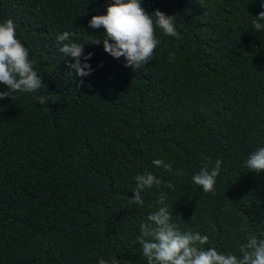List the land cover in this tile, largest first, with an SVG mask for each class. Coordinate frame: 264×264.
Listing matches in <instances>:
<instances>
[{
	"label": "trees",
	"instance_id": "16d2710c",
	"mask_svg": "<svg viewBox=\"0 0 264 264\" xmlns=\"http://www.w3.org/2000/svg\"><path fill=\"white\" fill-rule=\"evenodd\" d=\"M111 2L0 0V23L14 22L47 86L0 100V264H147L137 237L161 193L205 248L239 256L248 233L264 238V171L245 167L264 147V29L253 26L264 0H141L176 15L181 39L157 27L153 59L134 69L93 44L104 29L88 22ZM65 31L92 53L90 75L69 69ZM208 159L222 160L214 195L192 182ZM147 173L174 187L142 192L141 206L131 197Z\"/></svg>",
	"mask_w": 264,
	"mask_h": 264
},
{
	"label": "clouds",
	"instance_id": "9594fccd",
	"mask_svg": "<svg viewBox=\"0 0 264 264\" xmlns=\"http://www.w3.org/2000/svg\"><path fill=\"white\" fill-rule=\"evenodd\" d=\"M261 7L264 8V3ZM175 16L160 10L148 13L142 7L141 0H112L106 8V13L92 16L88 25L93 29H104V38L96 39L93 44L103 43L106 53L114 59L123 57L124 66L134 69L143 67L153 59L154 51L160 43L155 35L157 27L164 35L181 39ZM261 21H264V11L253 20L255 31L261 32L264 29V23ZM72 35L73 33L65 31L56 37L57 42L62 44L60 52L63 57L73 58L74 62L68 67L75 70L76 76H88L92 69L88 63L81 64V57L87 61L92 53L85 55L83 45L70 41ZM65 41L68 42L64 43ZM79 83L83 84V81ZM0 84L6 86L5 91H0V100L12 99V94L16 92L39 93L47 87L40 74L34 70L27 48L17 39L16 25L11 19L0 23ZM35 99L43 105L48 102L49 97L36 95ZM152 163L170 174L179 176L183 173L182 169L174 171L172 165L162 159L153 160ZM210 163L211 160L208 159L200 171L193 175L192 182L200 186L203 192L214 195L222 160L217 159L211 169ZM245 167L257 175L264 171V147L249 154ZM136 181L131 200L141 206L144 204L142 192L155 186L174 187L171 183L157 179L152 173L138 175ZM166 198V194L161 193L156 203L162 206L148 215V223L140 224V236L137 240L147 264H264V238L248 233L245 242L238 244L239 256L220 253L213 247L205 248L209 243L207 235L202 236L191 231L182 232L172 223V213L165 203ZM240 231L247 233V226H241ZM260 235L264 236V232ZM99 264L106 262L100 259ZM112 264H116V261Z\"/></svg>",
	"mask_w": 264,
	"mask_h": 264
}]
</instances>
